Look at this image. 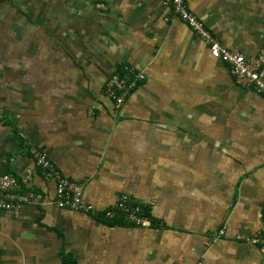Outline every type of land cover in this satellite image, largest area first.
<instances>
[{
  "label": "crops",
  "instance_id": "obj_1",
  "mask_svg": "<svg viewBox=\"0 0 264 264\" xmlns=\"http://www.w3.org/2000/svg\"><path fill=\"white\" fill-rule=\"evenodd\" d=\"M186 1L230 51L259 54L264 0ZM172 16L163 0H0V176L28 198L0 216V264H264L235 239L264 226V96ZM125 66L146 79L115 114L104 86ZM33 146L97 215L55 203ZM120 193L153 225L106 219Z\"/></svg>",
  "mask_w": 264,
  "mask_h": 264
},
{
  "label": "built area",
  "instance_id": "obj_2",
  "mask_svg": "<svg viewBox=\"0 0 264 264\" xmlns=\"http://www.w3.org/2000/svg\"><path fill=\"white\" fill-rule=\"evenodd\" d=\"M163 2L171 7L173 19L185 22L209 46L211 55L228 66L239 86L252 88L264 96V45L259 54L255 56L248 57L242 53L232 52L204 26L203 22L189 9L186 0H163ZM98 7L99 9L106 8L102 3ZM145 79L146 73L143 69L125 66L106 81L104 95L111 102L115 114L122 110L129 96ZM29 151L45 177L55 182V203L59 207L95 215L100 212L86 202L82 183L66 177L47 154L37 147L33 146ZM27 201V195L17 176L12 174L0 176V216L19 215L22 206ZM101 213L108 220L120 218L137 227L151 226L154 222L152 207L142 204L125 193L117 194L114 203L103 209ZM235 239L253 246L264 247V226L256 235L239 234L235 236ZM216 240L217 238L213 239V241Z\"/></svg>",
  "mask_w": 264,
  "mask_h": 264
},
{
  "label": "trees",
  "instance_id": "obj_3",
  "mask_svg": "<svg viewBox=\"0 0 264 264\" xmlns=\"http://www.w3.org/2000/svg\"><path fill=\"white\" fill-rule=\"evenodd\" d=\"M119 220H122V219L118 218V219L110 220V221L113 222V223H116V222H118Z\"/></svg>",
  "mask_w": 264,
  "mask_h": 264
}]
</instances>
